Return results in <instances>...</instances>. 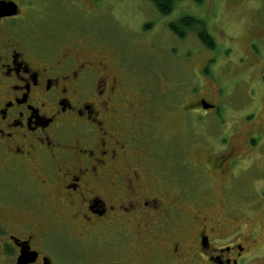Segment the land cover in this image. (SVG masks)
Instances as JSON below:
<instances>
[{"label": "flooded vegetation", "instance_id": "obj_1", "mask_svg": "<svg viewBox=\"0 0 264 264\" xmlns=\"http://www.w3.org/2000/svg\"><path fill=\"white\" fill-rule=\"evenodd\" d=\"M0 1L19 7L16 16L0 18V264H19L24 254L26 264H264L260 231L239 233L230 202L223 214L212 199L198 200L207 193L178 180L166 165L156 135L170 122L154 101V66L126 61L128 47L111 30L48 21L35 44L8 26L21 16L22 0ZM78 6L95 17L94 9ZM259 26L252 23L250 54L238 51V67L254 70L260 59L264 71V58L252 47L264 41L255 36ZM218 85L220 101L201 96L179 112L186 117L194 111L199 119L217 114L226 135L208 140L202 166L229 191L256 157L264 159L258 149L264 145V101L255 111L233 109L223 118ZM230 126L244 128L246 140L229 141L233 133L224 127ZM253 179L250 208L264 222V175Z\"/></svg>", "mask_w": 264, "mask_h": 264}, {"label": "rangeland", "instance_id": "obj_2", "mask_svg": "<svg viewBox=\"0 0 264 264\" xmlns=\"http://www.w3.org/2000/svg\"><path fill=\"white\" fill-rule=\"evenodd\" d=\"M92 1L22 0L21 16L8 26L18 28L20 32L25 31L35 44H39L46 35L50 26L48 21L59 25L73 23L79 28H93L99 31L111 30L120 36L125 43L123 45L128 47V54L124 55L125 60L128 56L133 64L147 70L154 66L153 69L157 72L154 101L160 110L167 112L166 120L170 125L159 126V129L165 128L166 131L155 135L158 147L167 153L168 159L165 163L170 172L192 188L199 187L201 191L206 192L207 194H202L197 199H212L217 208L223 209V214L230 212L225 201L230 202L231 206H234L230 213L235 223L233 228H239V233L243 231L246 234L258 229L260 243L264 244V222L260 219L262 214L259 210L250 208L254 194L249 191L251 180L264 175V159L258 161L259 157H256L257 160L252 163L250 170L230 183L229 191H224V181L213 173L207 176L208 171L202 166L203 164L206 167L205 145L208 140L220 141L226 135L219 126L222 125L220 119L217 121V114L199 119L198 113L194 111L186 117L179 112L183 103L201 96L209 95L208 99L213 103L220 101L217 83H221L223 118L224 114L233 115L230 112L233 109L241 111V114L255 111L260 102L264 101V71H261L260 59L257 58L260 65L254 70H250L248 66L237 65H241L240 53L250 54L246 48L253 32L251 25L254 21L260 25L255 29V36H264V0H184L176 3L170 17L161 16L150 0H94L96 11L93 5L90 6ZM77 4L86 8L88 6L89 10L94 9L95 17L87 15ZM186 16L206 24L208 32L217 43L216 50L203 46L195 33L181 39L170 32L169 24ZM152 23L155 26L153 31L150 27ZM27 24L31 27L30 32H27ZM252 47H256L255 51H260L264 58V41L253 42ZM209 61L214 62L208 64ZM262 61L264 63V59ZM205 66L208 74L204 76L202 69ZM147 96H144L145 99H149ZM260 121H264V106ZM162 123L167 125L165 121ZM231 126L224 127L233 133L229 141L239 145L247 138V135L244 136L245 129L236 131ZM142 136L139 135V139L143 138ZM259 145L261 154L264 152V145ZM246 160L251 162L252 159ZM258 167L263 171L255 170ZM238 190L240 194L235 192ZM259 190L258 188L257 192ZM227 192H233V197L228 196ZM62 262H66L64 255Z\"/></svg>", "mask_w": 264, "mask_h": 264}, {"label": "trees", "instance_id": "obj_3", "mask_svg": "<svg viewBox=\"0 0 264 264\" xmlns=\"http://www.w3.org/2000/svg\"><path fill=\"white\" fill-rule=\"evenodd\" d=\"M156 8L157 12L163 16H169L173 13L176 3L184 0H150ZM170 31L178 38H184L189 34H196L200 42L209 50L216 49V42L212 35L208 32L206 24L193 17H183L175 23H171Z\"/></svg>", "mask_w": 264, "mask_h": 264}, {"label": "water", "instance_id": "obj_4", "mask_svg": "<svg viewBox=\"0 0 264 264\" xmlns=\"http://www.w3.org/2000/svg\"><path fill=\"white\" fill-rule=\"evenodd\" d=\"M18 14V6L13 2H6V1H0V18L4 17H12L16 16ZM203 107L205 109H209L212 106H206L203 104ZM27 256L24 254L21 256L19 260V264H26L27 263Z\"/></svg>", "mask_w": 264, "mask_h": 264}, {"label": "bare ground", "instance_id": "obj_5", "mask_svg": "<svg viewBox=\"0 0 264 264\" xmlns=\"http://www.w3.org/2000/svg\"><path fill=\"white\" fill-rule=\"evenodd\" d=\"M16 4V3H15ZM17 5V4H16ZM18 6V5H17ZM19 8V7H18Z\"/></svg>", "mask_w": 264, "mask_h": 264}]
</instances>
